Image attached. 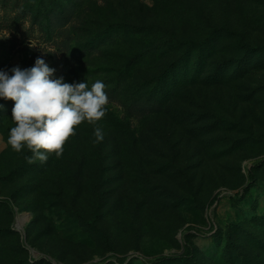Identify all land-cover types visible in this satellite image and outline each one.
Segmentation results:
<instances>
[{
	"label": "rangeland",
	"instance_id": "obj_1",
	"mask_svg": "<svg viewBox=\"0 0 264 264\" xmlns=\"http://www.w3.org/2000/svg\"><path fill=\"white\" fill-rule=\"evenodd\" d=\"M37 57L109 103L29 163L0 98V264H264V0H0V70Z\"/></svg>",
	"mask_w": 264,
	"mask_h": 264
},
{
	"label": "clouds",
	"instance_id": "obj_2",
	"mask_svg": "<svg viewBox=\"0 0 264 264\" xmlns=\"http://www.w3.org/2000/svg\"><path fill=\"white\" fill-rule=\"evenodd\" d=\"M10 72L0 70V98L15 102V126L9 131L7 143L17 153L25 147L30 150L29 163H45L53 153L59 158L78 125L95 123L106 114L109 98L100 80L89 87L86 82L66 83L63 77L52 78L55 69L40 57L33 67L15 66ZM94 136L101 142L102 129L96 127Z\"/></svg>",
	"mask_w": 264,
	"mask_h": 264
},
{
	"label": "trees",
	"instance_id": "obj_3",
	"mask_svg": "<svg viewBox=\"0 0 264 264\" xmlns=\"http://www.w3.org/2000/svg\"><path fill=\"white\" fill-rule=\"evenodd\" d=\"M119 24H121V25H119V27H121V28H123V29H132V30H136V31H142V29L144 28V27H142V26H140V27H139V26H134V25L129 24V23H127V22H121V23H119ZM170 42H173L174 44H178V43H180L181 41H179L175 36H173V38H171L170 40H166V41H165V43H170ZM191 42H193V41H191ZM135 58H136V57L132 58V59L129 61L128 65L131 64V61H133ZM128 68H129V66L125 68L126 71H124V73H128ZM165 259H166V258H163V260H165Z\"/></svg>",
	"mask_w": 264,
	"mask_h": 264
}]
</instances>
